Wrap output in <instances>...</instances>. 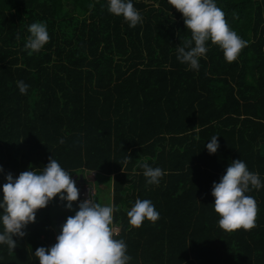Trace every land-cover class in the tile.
<instances>
[{
	"label": "trees",
	"instance_id": "obj_1",
	"mask_svg": "<svg viewBox=\"0 0 264 264\" xmlns=\"http://www.w3.org/2000/svg\"><path fill=\"white\" fill-rule=\"evenodd\" d=\"M131 2L142 17L135 27L108 0H0V201L7 174L39 173L54 158L76 184L95 173L96 203L109 190L129 264H264V0H215L247 46L229 63L206 42L198 71L177 59L191 38L182 14L168 0ZM36 22L50 40L29 55ZM237 159L262 187L245 193L255 227L226 232L211 191ZM144 163L166 173L158 185L147 184ZM137 199L153 203L155 223L130 226ZM66 203L57 196L38 210L13 252L0 244V264H39L34 253L55 244L56 218L75 215Z\"/></svg>",
	"mask_w": 264,
	"mask_h": 264
},
{
	"label": "clouds",
	"instance_id": "obj_2",
	"mask_svg": "<svg viewBox=\"0 0 264 264\" xmlns=\"http://www.w3.org/2000/svg\"><path fill=\"white\" fill-rule=\"evenodd\" d=\"M168 3L182 14L184 24L191 33V38L177 47V59L187 64L190 70H199V58H206L208 41L219 46L229 63L235 61L247 46V41L230 28L225 13L217 7L215 0H168ZM108 11L122 16L130 27L142 22L131 0H108ZM28 32L30 35L24 47L29 50V55L39 52L50 40L47 27L42 22L32 23ZM17 39H20L19 35ZM17 87L21 94H27L29 85L18 81ZM217 137L213 136L206 145L209 154H215L219 147ZM60 143H64L63 139ZM141 167L149 185H158L166 174L147 163ZM0 171H3L2 167ZM261 187L259 174L250 172L244 161L237 159L229 164L220 182L213 183L211 191L213 208L220 217L218 225L222 230L247 231L255 227L257 204L252 196L245 193ZM2 192L0 221L3 231L0 232V244L7 245L9 253L17 247L13 237L23 238L26 235L23 229L35 222L38 210L45 208L57 196L67 202L65 206L68 210H72L73 202L79 199L76 182L54 158H50L39 173L27 170L16 178L11 173L7 174ZM115 211L119 209L111 204L101 205L86 198L79 203L75 215L66 218L55 244L50 248L36 249L34 254L39 264H129L132 257L127 254L126 243L114 238L119 233L113 224ZM127 217L130 226L139 228L145 219L155 223L159 213L150 200L137 199L127 211Z\"/></svg>",
	"mask_w": 264,
	"mask_h": 264
},
{
	"label": "built area",
	"instance_id": "obj_3",
	"mask_svg": "<svg viewBox=\"0 0 264 264\" xmlns=\"http://www.w3.org/2000/svg\"><path fill=\"white\" fill-rule=\"evenodd\" d=\"M76 187L79 189V199L78 201L73 202V203L77 208H78L79 203L83 202L86 198L95 202L96 190L94 186L83 184V183H78L76 184ZM114 226L117 227L119 230L118 226L116 225Z\"/></svg>",
	"mask_w": 264,
	"mask_h": 264
},
{
	"label": "rangeland",
	"instance_id": "obj_4",
	"mask_svg": "<svg viewBox=\"0 0 264 264\" xmlns=\"http://www.w3.org/2000/svg\"><path fill=\"white\" fill-rule=\"evenodd\" d=\"M94 173L92 174V173H89L87 176H86V181H87V179H88V181L85 183V184H87V185H91L92 184V182L94 181ZM95 185H96V188H98V185H99V182H96L95 183V181L93 182ZM105 186V189L107 190V188H108V185L107 184H105L104 185ZM97 203H100L101 205H109V204H111V201H110V197H109V194H108V191H106V192H98V194H97ZM77 210H75V209H73L72 208V210H71V212L73 213V214H75V212H76Z\"/></svg>",
	"mask_w": 264,
	"mask_h": 264
},
{
	"label": "water",
	"instance_id": "obj_5",
	"mask_svg": "<svg viewBox=\"0 0 264 264\" xmlns=\"http://www.w3.org/2000/svg\"><path fill=\"white\" fill-rule=\"evenodd\" d=\"M75 179H76V177L73 178V180H75ZM80 180H81V182L84 181V176L83 175L80 176ZM65 221H66V218L63 215H59L56 218L55 226H56V230H57L58 234L60 233L61 226L63 225V223H65Z\"/></svg>",
	"mask_w": 264,
	"mask_h": 264
},
{
	"label": "crops",
	"instance_id": "obj_6",
	"mask_svg": "<svg viewBox=\"0 0 264 264\" xmlns=\"http://www.w3.org/2000/svg\"><path fill=\"white\" fill-rule=\"evenodd\" d=\"M88 174H89V173H88ZM88 174H87V175H88ZM92 174H93V173H92ZM87 175H86V176H87ZM94 175H95V173H94ZM86 176H85V177H86ZM87 181H88V179H87ZM94 181H96V176H94ZM94 181H93V182H94ZM93 182H92V185L95 186V184H94ZM89 185H90V184H89ZM108 191H109V190H108ZM109 197H110V201H111V205H112V200H111V199H112V196L109 195ZM58 235H59V234H58V232H57V230H56V237H57Z\"/></svg>",
	"mask_w": 264,
	"mask_h": 264
}]
</instances>
